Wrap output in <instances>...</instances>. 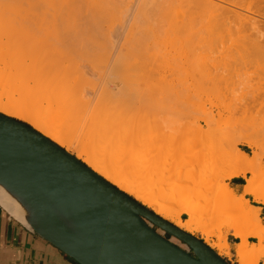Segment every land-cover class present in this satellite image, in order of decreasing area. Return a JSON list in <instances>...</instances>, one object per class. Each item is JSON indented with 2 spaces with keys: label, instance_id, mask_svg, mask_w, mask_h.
Wrapping results in <instances>:
<instances>
[{
  "label": "rangeland",
  "instance_id": "1",
  "mask_svg": "<svg viewBox=\"0 0 264 264\" xmlns=\"http://www.w3.org/2000/svg\"><path fill=\"white\" fill-rule=\"evenodd\" d=\"M22 1L2 0L0 18L2 17L4 29L24 30L30 37H38L41 40L39 45L53 52L55 50L62 60L65 57L54 49V45L57 48V39L66 35L69 27L80 29L84 26L91 33L89 35L96 34L100 39L99 61L107 69L109 76L114 78L112 92L115 95V108L120 115L129 117L118 128L119 141L114 145L107 144V140L101 139L100 135L87 129L84 124L67 121L66 114L63 116L54 106L57 111L52 106L49 108L50 111L52 109V116L49 115L52 120L49 119L52 122L58 121L57 125L65 128L61 130L73 137L74 156H78L91 169L92 166L88 165L86 159L97 158L102 161L104 168H109L106 169L117 173L122 179H129L131 185L154 190L155 198L158 199L160 195L156 191L170 181L169 173L166 172L169 154L175 156L176 169L181 168V171H176L174 178L177 180L188 177L192 180L195 176L189 175L195 170L192 161L196 152L205 150L209 153L204 165V170L207 173L210 171L208 175L214 172L222 174L226 158L233 150L228 142L231 134L252 133L264 139V47L261 49L252 46L247 35L240 32L221 33L214 28L208 17L192 13L185 0H174L175 5L173 0H169L170 3L165 1L169 5L160 0H116L108 2L106 7L107 2H99L104 3L100 6L99 0H96L97 8L90 4L95 0H82L86 4L83 5L90 8L86 23L69 26L66 22L69 17L68 0ZM244 1L248 3L250 0ZM129 5L133 9L128 10ZM183 7L187 10H183ZM23 46L20 47L21 50ZM34 46L30 48L35 50L39 47ZM7 82L4 81L5 85L0 82V95L5 101L15 96L25 107L30 100L29 107L32 108H46V103L50 106L42 98L38 102L36 96L28 97L26 93L21 96L23 91ZM119 91L121 94L117 97ZM255 95L260 104L256 100L258 105L245 110L244 104L249 105L246 103L252 102ZM136 120H139L137 122L140 123L137 124H141L143 129L140 138H135L132 133V125ZM86 133L88 134L85 135ZM75 146L79 147L78 150ZM217 147L221 150L213 152ZM237 147L252 155V150L247 145L238 143ZM81 149L84 152L80 156L78 151H82ZM260 165L264 169V160ZM224 174L226 173L216 180L217 186L228 183L234 189L235 178L226 179ZM103 178L112 183L104 175ZM244 182L247 183L246 178ZM112 184L120 189L118 184ZM207 191L208 189L204 190ZM123 192L155 213L152 207L144 204L135 194ZM234 193V198L243 194L236 189ZM245 199L251 206L264 205L249 194ZM187 202L186 200L185 203ZM260 218L264 227L261 210ZM223 233L226 236L224 241L230 244L231 251V243L240 242V239L232 232ZM195 237L205 242L201 232H196ZM212 239L217 242L216 237ZM249 242L253 244L258 240L249 237ZM223 258L231 264H239L232 252L230 255H223ZM259 263H264V257L256 264Z\"/></svg>",
  "mask_w": 264,
  "mask_h": 264
},
{
  "label": "bare ground",
  "instance_id": "2",
  "mask_svg": "<svg viewBox=\"0 0 264 264\" xmlns=\"http://www.w3.org/2000/svg\"><path fill=\"white\" fill-rule=\"evenodd\" d=\"M23 1L27 2L28 0ZM64 1L66 2L67 0ZM112 1L116 0H99L98 3L107 2L105 3L106 7V4ZM162 1H167L168 3L169 0H160V2ZM170 1L172 2V0ZM175 1L173 0V5H175ZM185 1L188 2L186 4H188L192 13L208 17L212 24H214V28L221 33L240 32V34H245L250 38L249 40L252 42L247 40L249 43H253L252 46L255 45L256 48L264 47V0H250L248 3H244V0L243 2L237 0ZM96 2V0L93 3L91 2V6H96ZM67 3L69 7L67 15L69 17L67 16V19L64 16L67 19V25L85 24L90 8L88 9V7L84 6L86 4L82 0H68ZM167 3L166 5H169ZM103 4L99 3L100 6H103ZM1 8L2 0H0ZM127 9H133V7L129 5ZM183 10L187 9L183 7ZM1 19L2 17L0 18V80L2 83L8 81L19 88V90H22L21 96L23 93H26L27 96H36L37 100L33 98L38 102L42 98L43 101L49 102L50 106L46 103V108H32L29 107L31 105L30 100L27 104L28 106L25 107L23 102L21 103L14 95V97L11 96L7 101L0 95V113L28 123L44 136L66 147L65 150L72 155H75L73 137L71 138L68 134L66 135L67 132L62 131L65 128L59 127L57 125L59 124L58 121H51L52 115L50 112L52 109L55 110L53 106L59 109L62 115L66 114L65 117H68L67 121L72 120L77 124H84V126H87V129L89 128L90 131L100 135L101 139L109 141H105L107 144L114 145L117 143L120 137V129L118 130V128L129 117L128 115H120V112L115 108V100H113L115 95L112 92L114 78L109 76L107 69L99 61V37L96 34L89 35L91 33L84 26L80 29L69 27V32L57 39V48H55L56 44L54 45V49H57V52L65 57L62 60L58 57L59 55L55 50L53 52V50L47 49V47L45 48L41 44L39 45V41L41 42V40L38 37H30L28 32L24 30L10 31L4 29V23ZM95 33L99 34L98 31ZM21 44L25 46H23L22 50L20 49ZM25 44H29L30 46ZM34 45L39 46L38 49L37 47L35 50L34 48H30ZM55 57H57L58 61L55 60ZM4 85L3 88L5 87ZM120 94L121 91L116 96L118 97ZM253 97V99L251 98L252 102L246 103V105H249L245 106L244 104L245 110L255 107V104H260V100L255 98L257 96ZM256 100L259 102L256 103ZM249 101L251 100L249 99ZM51 106L52 109L50 111L49 108ZM116 110L118 112L117 115ZM137 121L139 120H136L132 125L134 126V132L131 131L133 130L131 128L130 132L133 133L135 138H140L143 129L141 124L140 126L137 124L140 123ZM82 131L84 132V130ZM97 137L99 138V136ZM228 142L233 146V150L226 158V165L222 170V174L214 172L208 175L210 171L207 173L204 170L205 161L209 153L203 150L199 153L196 152L192 161L195 170L193 169L189 176L193 175L195 179L190 180L187 177L176 180L174 178L175 173L177 170L181 171V168L176 169L175 156L169 154L166 172L169 173L168 179L170 181L161 187V189L159 188V191H156L160 195L158 199L155 198L154 190L150 191L148 190L149 188L145 190L144 188L131 185L132 183L129 179H122L123 177H118L117 173L107 170L109 168H104L102 161L99 159L86 157V160L88 165L92 166L95 173L101 172L102 174L98 175H102L101 177L104 175L112 183L118 184L119 190L135 194L139 200H143L144 204L152 207L155 214L165 221L194 237L196 232H201L205 245L216 251L221 257L231 254L230 244L224 241L226 236L223 232L227 234L232 232L236 238L240 239V242L234 247L237 262L239 264H256L264 257V227L260 218L261 209L251 206L246 201L245 196L247 194L252 195L255 201L264 204V169H261L260 165L264 160V139L252 133H233L228 137ZM238 143L247 145L252 150V155L239 149L237 147ZM79 145L81 144L79 143ZM81 150L78 151L80 152V156L84 152L83 149ZM219 150L221 148L217 147L212 151L217 152ZM173 153L175 155V150H173ZM75 157L79 158L78 156ZM223 173H226L224 174L226 179L246 178L247 183L243 187V194L239 198H234V189H231L228 183L217 186L216 180ZM28 187L33 192L38 190V187L34 185H28ZM207 189L208 191L204 192ZM40 194L60 224L72 236L82 241L87 234L86 230L81 228L68 212L47 192L40 189ZM186 200L188 201L187 203H185ZM0 201L7 210L16 218L29 225L30 228L37 229V231L48 238H55L54 233L42 218L36 205L26 199L16 189L6 185L2 181H0ZM183 216H186V218L183 219ZM213 237L217 238V242L213 241ZM249 237L256 238L258 242L251 244ZM98 257H101L100 251L98 252Z\"/></svg>",
  "mask_w": 264,
  "mask_h": 264
},
{
  "label": "water",
  "instance_id": "3",
  "mask_svg": "<svg viewBox=\"0 0 264 264\" xmlns=\"http://www.w3.org/2000/svg\"><path fill=\"white\" fill-rule=\"evenodd\" d=\"M0 181L36 205L55 238L37 232L79 264H231L202 240L159 217L29 124L2 113ZM28 185L38 190L33 192ZM40 189L86 230L82 241L54 217ZM150 224L178 237L191 252L170 242Z\"/></svg>",
  "mask_w": 264,
  "mask_h": 264
},
{
  "label": "crops",
  "instance_id": "4",
  "mask_svg": "<svg viewBox=\"0 0 264 264\" xmlns=\"http://www.w3.org/2000/svg\"><path fill=\"white\" fill-rule=\"evenodd\" d=\"M233 186L242 193L244 178H235ZM256 207L264 216V205ZM38 232L16 218L0 201V264H79ZM237 243H231L232 254Z\"/></svg>",
  "mask_w": 264,
  "mask_h": 264
},
{
  "label": "flooded vegetation",
  "instance_id": "5",
  "mask_svg": "<svg viewBox=\"0 0 264 264\" xmlns=\"http://www.w3.org/2000/svg\"><path fill=\"white\" fill-rule=\"evenodd\" d=\"M150 225L155 231H157L160 235H162L163 237L168 239L173 244L177 245L178 247H180L184 250L191 252L190 248L183 241H181L178 237H176L172 234H169L168 232H166L165 230H163L162 228H160L156 225H153V224H150Z\"/></svg>",
  "mask_w": 264,
  "mask_h": 264
},
{
  "label": "built area",
  "instance_id": "6",
  "mask_svg": "<svg viewBox=\"0 0 264 264\" xmlns=\"http://www.w3.org/2000/svg\"><path fill=\"white\" fill-rule=\"evenodd\" d=\"M259 264H264V263H259Z\"/></svg>",
  "mask_w": 264,
  "mask_h": 264
},
{
  "label": "trees",
  "instance_id": "7",
  "mask_svg": "<svg viewBox=\"0 0 264 264\" xmlns=\"http://www.w3.org/2000/svg\"><path fill=\"white\" fill-rule=\"evenodd\" d=\"M245 183V182H244Z\"/></svg>",
  "mask_w": 264,
  "mask_h": 264
}]
</instances>
